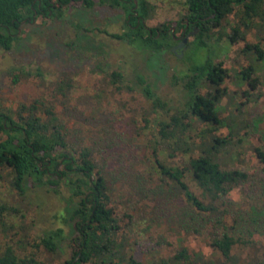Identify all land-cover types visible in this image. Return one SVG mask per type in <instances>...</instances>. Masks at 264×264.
Instances as JSON below:
<instances>
[{"label":"rangeland","instance_id":"1","mask_svg":"<svg viewBox=\"0 0 264 264\" xmlns=\"http://www.w3.org/2000/svg\"><path fill=\"white\" fill-rule=\"evenodd\" d=\"M146 1L153 8L143 20L145 27L166 24L177 35L180 29L176 22L185 12L183 0ZM123 30V10L97 0L89 9L70 3L60 18L37 17L30 24H22L13 47L0 49V110L35 103L42 116V108L47 107L64 126L73 149L90 150L93 176H102L106 183L107 207L117 220L116 236L123 242L125 257L132 256L139 264H158L184 250L188 260L183 264L194 260L197 264H226L210 246L205 229L195 232L180 227L176 208L181 205V193L158 173L154 161L157 158L180 166L200 148L169 157L168 149L155 141V122L166 119V115L152 113L138 89L125 86H135V74H143L173 112L182 106L180 77L188 73L189 66L206 55L212 62L220 61L228 76L218 103L223 123L215 134L227 136L226 124L236 121L240 113L247 125L234 129L216 160L222 167L251 171L262 165L254 148H263L257 129L264 126V65L251 52L240 50L247 42L257 43L264 52V26L256 24L244 32L243 39L234 41L227 38L230 31L225 27L218 30L219 39H215L216 31L201 50L195 43L190 45V34L184 47L154 53L137 50L111 36ZM249 64L255 67L252 75L257 83L247 98L241 94L247 84L237 80L235 73ZM21 69L30 74L23 75ZM112 71L120 73L118 82H111ZM13 74L18 76L16 82H12ZM191 127L186 131L188 141L198 142L201 130L209 126L195 122ZM184 180L202 199L190 177L186 175ZM58 188L55 193L47 185L27 182L19 192L12 186L8 170L0 168V250L10 246L19 256L31 254L45 264H64L72 251L73 231L68 219L72 200L65 183ZM228 198L242 207L250 202L246 186L233 188ZM57 228L61 229V238L55 251L50 252L39 243V237ZM250 240L232 246L237 264L261 257L264 237L254 235ZM197 254L201 259L195 257Z\"/></svg>","mask_w":264,"mask_h":264},{"label":"trees","instance_id":"2","mask_svg":"<svg viewBox=\"0 0 264 264\" xmlns=\"http://www.w3.org/2000/svg\"><path fill=\"white\" fill-rule=\"evenodd\" d=\"M110 6H119L124 12V30L111 34L137 50L159 52L171 48L175 42L166 24L159 28H146L143 20L152 10L146 0H97ZM70 3H79L82 8H91L95 0H0V49L10 50L19 39L22 24H30L37 17L60 18ZM183 17L192 22L197 30L190 45L204 49L207 41L221 30L229 28L227 38L234 41L243 39L244 32L259 24L264 26V0H183ZM135 13V14H134ZM129 17V18H128ZM231 18V20H229ZM137 19H140L138 22ZM177 21L179 29L184 22ZM254 54L255 60L264 65V52L257 43L245 42L240 50ZM255 67L249 64L235 73L237 80H244L247 90L241 91L250 96L257 83L252 75ZM23 75L29 71L21 69ZM16 82L17 75H12ZM228 71L220 61L212 62L206 55L204 59L191 64L188 73L180 77L182 106H167L152 89L141 73L135 74V86L126 89L138 91L149 102L152 113L163 112L166 119L155 122V137L158 144L168 149V156L178 153L188 154L199 147L195 155H188L180 166L168 165L155 158L158 173L168 179L181 193L180 204L176 208V219L180 227L200 232L205 229L210 246L218 251L226 264H237L231 254L234 244H247L254 235L264 237V126L257 129L263 148H254L255 156L262 163L251 171L222 167L216 160L217 153L234 133V129L247 125L244 116L238 114L236 121L226 124L228 135L215 134L223 121L219 117L218 103L224 95L222 83ZM112 83L120 80V73H110ZM206 88V92H201ZM39 107L35 103H19L15 110H0V168L7 169L11 184L19 192L24 183L47 185L57 193L61 182L67 185L72 200L68 219L73 236L70 239L71 255L64 264H139L132 256L125 257L123 242L117 240L118 224L111 208L107 207L106 183L104 178L94 174V163L87 147L73 149L67 140L64 126L51 109ZM206 124L196 141H188L186 131L193 123ZM208 141H206V140ZM77 150V151H76ZM188 175L200 189L202 199L188 187L184 178ZM246 186L250 202L246 207L228 198L229 192ZM204 199V200H203ZM230 219V223L227 222ZM61 229L45 233L39 243L53 252L61 238ZM201 259V255H195ZM184 250L169 259H161L158 264H183L187 261ZM0 264H45L33 255L19 256L10 246L0 250ZM191 264H197L191 262ZM247 264H264L262 255Z\"/></svg>","mask_w":264,"mask_h":264},{"label":"flooded vegetation","instance_id":"3","mask_svg":"<svg viewBox=\"0 0 264 264\" xmlns=\"http://www.w3.org/2000/svg\"><path fill=\"white\" fill-rule=\"evenodd\" d=\"M137 20L138 22H140V19H137ZM181 22H184V25L183 27H181L177 35L172 36V39L175 42V44L171 47V49H174V47H180V46L184 47L187 43V38L189 37V35L194 34V32L197 30V28L193 25L192 22H188L186 19H183ZM168 28L170 32L173 34L174 33L173 27L168 26Z\"/></svg>","mask_w":264,"mask_h":264}]
</instances>
